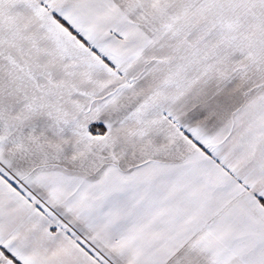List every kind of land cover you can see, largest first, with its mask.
Wrapping results in <instances>:
<instances>
[{
    "label": "snow or ice",
    "instance_id": "snow-or-ice-1",
    "mask_svg": "<svg viewBox=\"0 0 264 264\" xmlns=\"http://www.w3.org/2000/svg\"><path fill=\"white\" fill-rule=\"evenodd\" d=\"M0 264H264V0H0Z\"/></svg>",
    "mask_w": 264,
    "mask_h": 264
}]
</instances>
